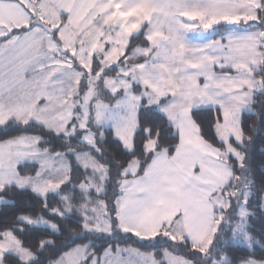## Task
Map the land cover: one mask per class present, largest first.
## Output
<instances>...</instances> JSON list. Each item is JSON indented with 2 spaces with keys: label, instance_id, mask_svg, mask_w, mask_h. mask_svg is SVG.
Returning <instances> with one entry per match:
<instances>
[{
  "label": "snow or ice",
  "instance_id": "1",
  "mask_svg": "<svg viewBox=\"0 0 264 264\" xmlns=\"http://www.w3.org/2000/svg\"><path fill=\"white\" fill-rule=\"evenodd\" d=\"M0 135V264H264V0H0Z\"/></svg>",
  "mask_w": 264,
  "mask_h": 264
},
{
  "label": "trees",
  "instance_id": "2",
  "mask_svg": "<svg viewBox=\"0 0 264 264\" xmlns=\"http://www.w3.org/2000/svg\"><path fill=\"white\" fill-rule=\"evenodd\" d=\"M246 119L248 120L249 123H251L255 117H246ZM4 137L2 135H0V139H3ZM261 141H257V144L255 146V151L253 153V169H254V175H255V179L257 181V183L259 184V182L261 181L262 178H264V174L261 173L260 171V166L262 164H264V153H261L259 151V148L261 146ZM254 229H256V232H254V235H257L260 228L262 227L261 222L259 220V217H257V220L254 222L253 224ZM129 244H132V241L128 242ZM133 247H140L139 245H135L132 244ZM142 251H150L151 249H141Z\"/></svg>",
  "mask_w": 264,
  "mask_h": 264
}]
</instances>
